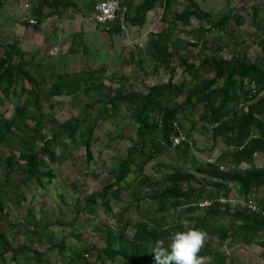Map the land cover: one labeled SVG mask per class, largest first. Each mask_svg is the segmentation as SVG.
Masks as SVG:
<instances>
[{
  "label": "trees",
  "instance_id": "16d2710c",
  "mask_svg": "<svg viewBox=\"0 0 264 264\" xmlns=\"http://www.w3.org/2000/svg\"><path fill=\"white\" fill-rule=\"evenodd\" d=\"M119 1L127 7L124 27L140 28L145 15L156 6L160 8L162 25L147 34L144 55L153 72L160 68L168 72L166 82L143 91H124V78L114 79L103 65L84 63L77 70L55 71L50 64L33 62V57L16 42L4 46L0 56V100L15 101L8 118L0 115L2 186L13 192L16 201L23 197L21 189L25 186L43 189L55 178L48 166L70 161L79 149H83L90 168L96 122L102 121L105 113L113 117L123 112L132 122L134 136L126 138L129 143L122 157L102 167L109 181L86 195L74 182H67L76 195L72 204L76 214L94 218V210L99 209L107 220H115V226L102 220L98 226L89 224L101 245L84 241L80 254L71 255L72 248L60 243L58 248L68 253L69 260L82 264L84 255L92 257L94 264H154L155 241H165L170 251L172 234L195 228L205 231L206 242L215 243L216 248L235 246L228 255L212 250L210 244L208 249L202 248L199 255L211 257V264H234L229 255L235 256L239 249L248 251L251 246L261 249L258 259L264 264V33L253 41L259 53L256 60L237 51L225 58L221 52L231 51L230 45H236L230 24L239 27L244 23L239 14L224 12L212 19L210 12L192 0L181 10H174L171 0H141L136 5L131 0ZM93 6L90 2L82 7L89 17ZM32 9L33 23L29 25L34 29L44 18L69 9L81 11L71 0H37ZM258 11L250 8L251 25L256 31ZM190 21L196 26L186 30ZM120 32L116 23L105 33ZM205 33L216 35L206 40ZM79 35L74 34V39ZM190 50H196L194 58L189 56ZM176 68L181 69L178 82L173 81ZM78 94L90 100L79 115L58 122L54 107ZM93 109L96 113L92 116ZM173 125L185 138L175 147L169 142V137L176 134ZM196 127L211 141L208 154L214 151L216 141L222 145L211 163L198 162L192 155L196 149L192 132ZM257 155L263 158L261 167L255 165ZM165 157L171 165L161 163ZM151 163L155 177L145 173ZM221 165L228 168L219 170ZM15 172L23 178L10 185ZM101 175L88 169L86 176L99 181ZM232 189L242 198L241 205L234 208L228 204ZM202 200H209V206L198 208ZM249 201H253L255 211L247 207ZM120 202L121 209L114 213L112 206ZM142 207L145 213L141 214ZM32 214L29 206L27 215ZM168 220L172 221L170 231L166 230ZM183 220L191 223L190 228L185 229ZM53 221L42 226L45 233L51 232L49 225H67L58 216ZM1 222L9 228L4 231L0 224V264L6 258L15 262L19 257L33 264H50L33 245L34 230L25 234L21 245L12 246L18 241L16 229L8 222L0 195ZM71 235L82 240L79 234Z\"/></svg>",
  "mask_w": 264,
  "mask_h": 264
},
{
  "label": "rangeland",
  "instance_id": "374dc122",
  "mask_svg": "<svg viewBox=\"0 0 264 264\" xmlns=\"http://www.w3.org/2000/svg\"><path fill=\"white\" fill-rule=\"evenodd\" d=\"M214 11L216 13L217 11H219V9H216ZM160 12L161 10L159 9V12L157 14H160ZM217 13H221V10ZM242 15L245 20V23L243 25L236 27L235 24H230L233 37L237 33L245 32V34H249L253 30L252 25H250L249 17H247L245 13H243ZM149 20L150 19L148 15H145L143 24L139 28L141 29V31L143 30L144 32V29L147 27H149L150 30H153V28H151L152 25H149L148 23ZM154 20H156V18H153V21ZM192 23L195 24V21H192ZM136 29L138 28L136 27ZM86 33L87 31H85V35ZM215 35L216 34L214 33H206L205 38L206 40H209L208 38ZM219 36L224 38L221 35ZM250 41L251 40H246L245 45H247L248 43L250 44ZM230 46H232V44ZM252 47L253 46H250V48ZM143 49V45L141 49L135 48L134 52L136 58H133L132 61H130V64H120L118 67L109 68V75L113 76L114 79H117L120 76L124 78L125 81H123L122 83L124 91H127L129 89L135 91H143L150 85L165 83L168 78V72L161 68L153 72L151 62L145 58ZM231 52H235L233 46L231 51L224 50L221 52V54L226 58ZM244 53L249 59L256 60V53H258V51L255 49V51L253 52V50L250 49L246 50ZM196 54V50H190L189 52V56L191 55L192 58H194ZM104 57L106 59H110L111 62H108V65H110L111 63L116 64L119 59L116 52H113L110 55H105ZM97 59L99 60V62L100 60H102V62H105V59H103L101 56H99V58ZM76 60V57H71V61L76 62ZM135 61L138 63H135ZM180 79L181 69L176 68L173 81L178 82ZM54 80L55 79H53V83H55ZM116 85L117 83H115V86ZM89 100L90 99L87 96L78 94L77 96L64 102L60 106H55L53 109L54 118L58 122H63L70 119L71 117L79 115L82 106ZM12 101L15 100H0V115H2L4 118H8L10 116V105ZM96 109H93V111L91 112L92 116L95 115ZM104 118H102V121L98 120L96 122V128L93 132L91 146L92 161L90 162V168H88V165L84 160L85 157L83 149L76 150L73 152L72 159L70 161H65L60 165L48 166L54 172L55 176L51 183L45 184L43 189H36L32 186L23 187L21 189L23 197L18 201L13 198V192H11V190L2 186L4 182L2 181V175L0 172V195L2 196V200L4 201V211H6L8 214V222L16 229V239H18L17 242L12 243V246H15L17 244L21 245L24 239L26 240L25 234H27V232H30L31 230H34L35 233L34 235H32V241H34L35 243L33 245L36 247V250L44 253L43 258L46 259L47 262H49L50 264H74L67 257L68 253L58 248L60 243H63L64 247L66 248H72L71 255L73 253L80 254L84 246V241L86 243H94L97 246L101 245L98 236L90 231L91 226L89 224L98 226V221L102 220L110 227L115 226V220H107L106 216L99 209L94 210V218H91L83 213L76 214L72 208L73 200L76 195L67 184V182H74L78 189L82 192V194L85 195L90 191L98 190L100 185L108 182L110 179L107 176V173L102 171V167H108L111 163H113V161H116L124 155V149L129 143L126 138H133L134 136L133 125L130 118L123 112L113 117L110 116L109 113H105ZM116 135L121 136V139H114L113 137ZM192 138L196 146V149L192 151V155L198 162L204 163L207 159H214L215 156L218 155L219 150L222 146L219 141H216L214 151L211 154H208L206 151L211 144L209 137L201 132H198L196 127V129L192 132ZM67 149L69 150V148ZM254 161L257 167H261L263 165V158L259 155L255 156ZM161 163L171 165V163H169L168 161V158L166 157L161 160ZM151 166L152 163L148 167H145V173L147 175H152L155 177L156 175L152 173ZM88 169L95 170L96 172H100L102 174L99 181L93 180L91 177L86 176ZM22 178L23 176L19 172H15L10 177L9 184L15 185L20 180H22ZM59 198H62V201H60ZM241 203L242 198L238 195L235 189H232L229 193V207L234 208L238 205H241ZM122 205V202L118 203L117 205H113V212L117 213L121 209ZM29 206L33 211V214L31 216L27 215ZM144 209L145 207L141 208V214L145 213ZM131 213H133V211H131ZM57 216L63 223L67 225H49L48 231L51 232L45 233L42 229V226H44L46 223L48 225L49 222H54L53 220H55ZM221 223L224 224L225 222L223 221ZM0 224L3 227L4 231L9 228L8 225L3 222H1ZM70 224H72L71 227ZM183 224L185 229L190 228L191 226V223L188 220H183ZM171 226L172 221L168 220L166 222V230L170 231ZM71 234H79L82 242L76 239ZM208 245L212 250L217 249L227 255L230 253V250L235 247L233 246L229 248L224 245L222 247L216 248L215 243L206 242L203 248L208 249ZM260 250L261 249L256 246L249 247L248 251H241L239 249L235 251V256H232L231 254L229 255V258L233 261L234 264H236L237 262H240L241 264H262V262L258 259V253L260 252ZM81 263L94 264V261L92 257H84L83 255ZM2 264H33V262L19 257L15 262H11L6 258Z\"/></svg>",
  "mask_w": 264,
  "mask_h": 264
},
{
  "label": "crops",
  "instance_id": "0c3cea01",
  "mask_svg": "<svg viewBox=\"0 0 264 264\" xmlns=\"http://www.w3.org/2000/svg\"><path fill=\"white\" fill-rule=\"evenodd\" d=\"M37 0H0V56L4 46L16 42L18 47L27 52L28 56L33 57V62L42 64H50L55 71H70L79 69L84 63L93 66L103 65L105 68L118 67L120 64L128 65L132 59L136 58L135 48L144 47V41L149 32L159 30L162 22L160 21L159 7H154L153 11L146 14L149 17V25H152L141 31L135 26H128L121 30L119 35L107 34L100 28L95 26L90 17L84 12L83 5L87 3H96L100 0H71L80 8V12L74 10H66L59 16H51L44 18L38 28H32L27 20L32 19V7ZM141 0H131L133 5L139 4ZM172 8L181 10L189 5L190 0H171ZM200 9L210 12L212 19H216L221 13L231 12L239 14L243 17V13L250 19V8H258L256 15L259 27L252 30L249 34L245 32L237 33L233 37L236 45L233 49L240 52L255 49L254 45L256 37H263L264 33V0H192ZM26 4L27 8L23 5ZM178 7V8H177ZM219 9L221 13H215L214 10ZM236 10V11H235ZM47 12L43 10L42 13ZM156 12V13H155ZM153 18L156 20L153 21ZM33 20V19H32ZM244 20V18H243ZM250 21V25L251 20ZM245 23V20H244ZM243 23V24H244ZM190 27L196 26L190 21ZM242 24V25H243ZM85 31H87L85 35ZM74 34H80L74 39ZM210 34V33H207ZM206 35V33H205ZM204 35V36H205ZM236 37V38H235ZM232 40V39H231ZM246 40H252L251 43L245 45ZM86 43V44H85ZM250 46H253L250 48ZM72 47L73 51H70ZM232 47V46H231ZM236 47V48H235ZM91 49V50H90ZM114 50V51H113ZM144 50V49H143ZM116 52L118 61L116 64L106 59L105 55ZM258 56L259 53H256ZM101 56L105 62L99 60ZM71 57H76V62L71 61ZM93 58V60H92ZM124 60L127 63L124 64ZM135 63H138L135 61Z\"/></svg>",
  "mask_w": 264,
  "mask_h": 264
},
{
  "label": "clouds",
  "instance_id": "9594fccd",
  "mask_svg": "<svg viewBox=\"0 0 264 264\" xmlns=\"http://www.w3.org/2000/svg\"><path fill=\"white\" fill-rule=\"evenodd\" d=\"M170 239V251L165 241H155L152 247L154 264H211V257L199 255L208 239L202 229L177 231Z\"/></svg>",
  "mask_w": 264,
  "mask_h": 264
},
{
  "label": "built area",
  "instance_id": "2783aa9c",
  "mask_svg": "<svg viewBox=\"0 0 264 264\" xmlns=\"http://www.w3.org/2000/svg\"><path fill=\"white\" fill-rule=\"evenodd\" d=\"M24 8H27V5H23ZM127 12V7L120 3L119 0H100L96 2L93 6L90 20L92 23L100 28L103 32H107L109 27L113 24H119L120 29L123 30L124 27V16ZM29 24L33 23L32 19L27 20ZM174 126V125H173ZM174 129L176 131V134L174 136L169 137V142L171 143L172 147L178 146L182 141L185 140L184 135L180 130L177 128V126H174ZM213 159L209 158L206 160V162L211 163ZM228 168V165H221L219 167V170H226ZM222 204L225 202L224 199L219 200ZM210 204L209 200H202L199 201L197 204L198 208H206ZM247 207L250 208V210L255 211L256 208L254 206L253 201H249L247 203Z\"/></svg>",
  "mask_w": 264,
  "mask_h": 264
}]
</instances>
